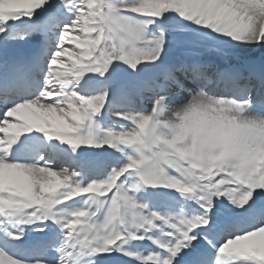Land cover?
<instances>
[{
	"label": "snow or ice",
	"instance_id": "obj_1",
	"mask_svg": "<svg viewBox=\"0 0 264 264\" xmlns=\"http://www.w3.org/2000/svg\"><path fill=\"white\" fill-rule=\"evenodd\" d=\"M252 49L264 0H0V264H264Z\"/></svg>",
	"mask_w": 264,
	"mask_h": 264
},
{
	"label": "rangeland",
	"instance_id": "obj_2",
	"mask_svg": "<svg viewBox=\"0 0 264 264\" xmlns=\"http://www.w3.org/2000/svg\"><path fill=\"white\" fill-rule=\"evenodd\" d=\"M262 52H263V51L260 50V49H252V50H249V51L247 50V51H246V55H249V54L251 53L249 56H255V55L257 56V55H261ZM97 151H98V150H97Z\"/></svg>",
	"mask_w": 264,
	"mask_h": 264
},
{
	"label": "bare ground",
	"instance_id": "obj_3",
	"mask_svg": "<svg viewBox=\"0 0 264 264\" xmlns=\"http://www.w3.org/2000/svg\"><path fill=\"white\" fill-rule=\"evenodd\" d=\"M260 50L263 51L261 55H264V49H260ZM248 51H249V50H248ZM250 54H251V53H250ZM250 54H249V55H250ZM249 55H248V56H249ZM261 55H257V56L255 55L254 57L259 58ZM241 243H242V244H246V243H248V242H241ZM17 254L20 255V256L25 255V253H23V252H18Z\"/></svg>",
	"mask_w": 264,
	"mask_h": 264
}]
</instances>
